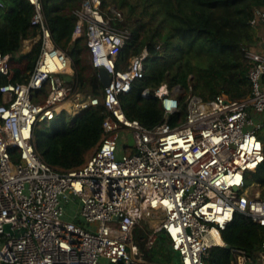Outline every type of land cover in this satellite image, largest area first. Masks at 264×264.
<instances>
[{
    "label": "built area",
    "instance_id": "obj_1",
    "mask_svg": "<svg viewBox=\"0 0 264 264\" xmlns=\"http://www.w3.org/2000/svg\"><path fill=\"white\" fill-rule=\"evenodd\" d=\"M29 1L39 33L24 40L22 52L40 42L39 57L24 81L0 86V264H163L142 258L138 227L149 232L148 249L157 234L169 238L178 254L173 264H207L213 247L227 246L222 232L237 213L264 228L262 188L246 186L264 162L263 51H247L249 97L234 100L223 93L206 100L188 93L185 119L173 124L170 115L181 107L178 92H186L162 84L155 96L165 120L150 128L129 118L121 101L145 77L148 51L121 58L130 34L112 26L103 1L82 0L72 40L84 37L93 67L111 75L102 99L80 90L74 54L57 46L43 0ZM259 22L263 10L252 20ZM16 63L0 51V74L11 79ZM101 102L109 115L84 163L71 169L47 163L35 147L39 123L72 121ZM125 130L132 145L121 143ZM232 254L231 264H255L244 249Z\"/></svg>",
    "mask_w": 264,
    "mask_h": 264
},
{
    "label": "trees",
    "instance_id": "obj_2",
    "mask_svg": "<svg viewBox=\"0 0 264 264\" xmlns=\"http://www.w3.org/2000/svg\"><path fill=\"white\" fill-rule=\"evenodd\" d=\"M53 1V0H48ZM102 10L112 26L130 34L121 52V58H129L148 51L145 60V77L134 83L129 93L121 96L126 114L138 119L147 127H154L165 120V113L156 89L166 84L170 90L179 86L185 95L179 96L180 110L170 115L176 124L184 118L187 110V94L194 93L204 99L226 94L239 100L252 94L249 78L251 62L247 51L262 38L252 24L257 10L264 11V0H102ZM0 51L15 56V75L9 79L0 74V86L9 81H24L33 70L41 50L35 43L28 53H23V42L37 37L39 30L32 25L35 8L29 0H1ZM54 16L44 13L52 29L56 44L64 51L74 54L78 87L88 95L103 98L104 85L98 70L90 60L84 37L76 39L73 34L77 22L74 11L82 0H57ZM117 12H121L120 19ZM23 54L22 56H20ZM20 56V57H19ZM149 89L150 97H143ZM0 93V103H2ZM109 115L105 104L86 109L74 121L55 120L51 131L35 129V147L44 160L55 168L71 169L84 163L86 156L100 142L103 123ZM264 143V128L259 134ZM254 174L264 197V162ZM250 175V174H249ZM249 178V177H248ZM136 232V231H135ZM227 245L210 250L207 264H231L232 249H244L253 259L262 252L264 228L243 214L222 232ZM145 251L143 242L139 244ZM149 257V256H148ZM151 261L159 260L149 257ZM162 261V260H160ZM164 264V263H163Z\"/></svg>",
    "mask_w": 264,
    "mask_h": 264
},
{
    "label": "rangeland",
    "instance_id": "obj_3",
    "mask_svg": "<svg viewBox=\"0 0 264 264\" xmlns=\"http://www.w3.org/2000/svg\"><path fill=\"white\" fill-rule=\"evenodd\" d=\"M54 1H57V0H53V1L46 0L47 16L49 17L50 21L53 19V16H54V9H53L54 4L52 3ZM259 29L262 30V26H260ZM253 46L256 47L257 49H259L260 51L264 52V49L262 48V46L260 44H255ZM28 52L29 51L26 50L24 52V54L28 53ZM22 55L23 54H21L20 56H22ZM16 60H18V59H16ZM178 95L182 96V92H178ZM186 114H187V110H186L184 118H182V120L185 119ZM59 119L61 120L62 118L60 117ZM65 119H67V118H65ZM67 120L71 121L69 118ZM50 123L51 122H40L37 128H39V130H42V131H47V132L51 131ZM127 133H128L127 130L122 132L121 143H127L129 145H132L133 139L131 137L128 138ZM92 151H93V149L89 153H92ZM255 183H257V179H256V176L254 174H252L251 177L247 179V185L246 186L251 187L252 184L255 185ZM259 188H261V187H257L255 189V191H257ZM69 217H71V215ZM75 221L78 222L79 224H82V225L86 224L81 217L76 218ZM151 232H153V231H151ZM153 233H155V232H153ZM148 237H149V232L146 231L145 228H143V227L137 228V230L135 232V240L138 244H140V242H143L144 246L146 248L145 251L142 252V258L143 259L149 260L150 259L149 257L151 256L153 258L158 259L159 260L158 262L164 263V264H173L178 259V254H176L172 250L170 240L165 234H163V233L157 234V239H156V241H155V243L151 249H148V244H147ZM140 247H141V250H143L142 246H140ZM262 252H264V251L262 250ZM160 260H162V261H160ZM103 262L107 264L106 260H104ZM253 262L255 264H260V255L256 258H254ZM248 264H250V263H248Z\"/></svg>",
    "mask_w": 264,
    "mask_h": 264
},
{
    "label": "water",
    "instance_id": "obj_4",
    "mask_svg": "<svg viewBox=\"0 0 264 264\" xmlns=\"http://www.w3.org/2000/svg\"><path fill=\"white\" fill-rule=\"evenodd\" d=\"M98 74H99L100 80L103 83V85L105 87H108L110 85L111 79H112V77L109 74V72L104 67H100V68H98ZM65 79L67 81H69V82L72 81V77H70V76H65ZM74 120H72V121H74ZM6 230L11 232L12 231L11 230V226L10 225H6ZM227 247L230 248L229 245H227Z\"/></svg>",
    "mask_w": 264,
    "mask_h": 264
},
{
    "label": "crops",
    "instance_id": "obj_5",
    "mask_svg": "<svg viewBox=\"0 0 264 264\" xmlns=\"http://www.w3.org/2000/svg\"><path fill=\"white\" fill-rule=\"evenodd\" d=\"M260 26H262V30L259 29ZM256 33H257V35H258L260 38H262L261 41H260V43H261L262 48L264 49V25H259V26H257V27H256ZM70 82H71V81H70Z\"/></svg>",
    "mask_w": 264,
    "mask_h": 264
}]
</instances>
